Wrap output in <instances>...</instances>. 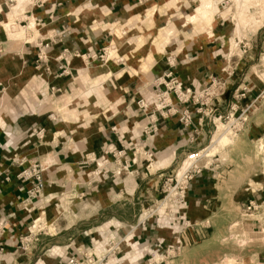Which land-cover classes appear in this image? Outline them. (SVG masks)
<instances>
[{
    "label": "rangeland",
    "instance_id": "rangeland-1",
    "mask_svg": "<svg viewBox=\"0 0 264 264\" xmlns=\"http://www.w3.org/2000/svg\"><path fill=\"white\" fill-rule=\"evenodd\" d=\"M47 1L51 0H27L23 6L16 10L12 18L13 21L11 20L13 25L9 31L5 30L10 49H15L23 41L32 39L31 36H28L29 32L25 30L32 22L26 20L25 14L32 5H41ZM166 1L148 0L146 3L138 4L135 0L130 4L131 12H128L137 14L136 19L133 20L135 22L132 20L127 24L119 22L113 25L110 30L107 28L110 24L107 20L102 22L104 25L107 24V27L102 24L94 26L96 31L93 34L105 35L108 33L111 36L106 35L107 39L103 41L105 44L90 57H92L93 64L102 67L113 61L112 63L118 70H123L129 61L135 67L143 68V70L151 68L156 63H164L166 67L169 65L175 67L176 58L173 55L181 53L183 55L188 49L192 51L195 42L193 37L199 32L209 34L213 18L224 19L226 22H224L223 44L212 51L210 49L208 58L214 62L215 66L217 63L220 65L223 61L224 67L213 70L209 77L225 81V90L223 94L218 91L213 92L215 96L207 100L201 107L192 106L195 110L200 109L197 115L198 120L201 119L200 125H203L204 138H202V142L197 148H189L191 144L187 138L186 142L180 143L179 150L171 148L173 150L172 161L169 168L164 171L167 175L161 177L159 185L156 187V197L154 198L140 196L137 191L131 194L132 187H134L133 178L144 171L141 170L142 165L145 168V166H153V163L156 162L157 155L154 152H138L129 149L125 156V164H123V170H126L125 174L128 177V197L127 200L122 201L118 197L115 198L109 189L116 183L113 182L112 176L115 175L116 178H119L121 174L119 163L116 164V168L112 167L110 175L108 172L105 173L104 158L87 156L83 153V160H80V164L77 166L78 170L55 172L53 169L54 178H52L53 175L49 176L48 184L47 182L46 184L49 187V194H53L54 198L49 203L48 210L42 206V209L40 208L41 210L37 213L32 211L33 216L28 221L30 232L19 238L20 241L26 238L28 242L23 244L18 242L16 248L18 252L27 255L36 249L37 254L30 264H33L40 255L49 259L57 253L55 252L57 251L56 247L63 248L65 245H70L77 235H81L82 241L85 240L88 243L89 239H93L96 245H100L102 254L95 255L97 264H105L103 255H106L105 258L109 257V260L114 262L113 264L119 263V259L128 251L135 252L142 248L140 245L135 247L131 243L136 241L133 236L137 234L131 232L130 237L129 228L123 233L111 229L109 231L110 227H121L116 225L114 220H120L126 223L124 225L130 227L139 226L144 231L149 226L150 229H156L159 233L162 232L169 236V243L176 238L182 241L203 239L205 237L203 230L207 229L203 227V223L207 222L208 227L210 223L208 219L196 220L187 214V197L191 183L197 178H201L204 173L213 177V184L215 185L217 182L216 186L223 194L231 191L232 187L239 189L236 192L239 208L232 209L225 205L224 215L216 217L218 227L223 229V234L219 238L222 243L216 250L230 256H248L256 251L258 255L264 257V0H202V5L207 1L212 4L218 3H216L217 6L215 4L217 11L201 27H194L185 22V18L194 13L195 0H175L173 5L167 4ZM14 7H16L15 0H5L4 5H1L0 22L2 24L0 26L2 28L4 19H9L8 14L13 11ZM151 8H153L151 17H146L145 12ZM5 15H7L6 18ZM181 16L184 17L181 18ZM123 25L125 27L121 28ZM20 30L24 31L21 37L18 39L11 37ZM29 31L35 34L34 28ZM158 37L167 39L166 43L163 42L164 44L158 41L160 48L154 41ZM253 37L254 42L252 41ZM110 40L112 41L110 42ZM210 46H207V49ZM119 51L122 52L121 55ZM194 56L195 54L192 53L189 58ZM34 61L33 67L36 65ZM37 67L39 69L40 64ZM92 79L93 76H85L84 81L76 82L74 87L59 88L58 91H55L57 88H52L46 94H40V92L33 94L32 92V95H35L37 101L48 105L49 114L47 116L52 125L65 123L69 130L77 128L73 134L75 137L82 135V139L88 134H103L105 124L111 117L117 115L109 111L114 103L102 105L98 101L92 106L88 101V106L84 109L87 115L84 117L80 115L77 124H73L71 118H65V110L72 108L78 109V112L83 110L79 105H76L77 97L83 92L90 93L89 90L95 87L91 83ZM95 88H99L98 93L101 99L108 100V102L111 101V98H115L112 95H122L120 89L110 87L107 83H102ZM237 89V93H242L243 98L234 100L232 95ZM149 92L151 94V91ZM225 95L227 96L224 98ZM92 96L93 93L88 95L89 98ZM65 98H68L67 105H63ZM208 98L207 96L205 99ZM136 104L137 101L131 105L137 107ZM119 105L116 104L114 108ZM216 108L219 109L218 113L214 111ZM131 114H133L130 115L131 117L136 116L135 113ZM198 120L196 128L201 127L198 126ZM219 123L226 125V129L218 130ZM192 129L196 131L195 128L192 127ZM245 129H249V133L251 131L254 134L252 138L246 139L243 133ZM227 130L228 133L231 132L229 133L231 139L228 141L224 139L225 143L218 146V149L211 155L204 153L208 146L212 145V141L221 134H225ZM193 136L192 134L191 138ZM93 165L99 168L95 174H92L90 169ZM139 165L141 168H138ZM152 166L151 168H153ZM106 167L108 168V166ZM89 175L96 179V184L88 179ZM56 177H67L69 182H56ZM69 178L76 182L71 183ZM169 179L171 182L167 181ZM78 182L79 184H76ZM62 194H65L64 200H60ZM41 196L42 194L26 205L40 201ZM249 204L253 208L247 211L246 207ZM182 218L185 223L189 224L188 227H183V221L180 220ZM67 228L68 231H66ZM96 228H98L97 231ZM57 229H60L61 232H58L56 238L54 237L52 241L39 243V235H54ZM161 240L163 242L159 243L163 245L165 239ZM126 242H129L133 247H127ZM169 243L167 242L163 248L161 245L159 249L154 250V253L146 248L142 250L143 253H148L150 256H158L156 262L168 261L179 255L181 251L179 249L180 251L172 258L166 256L165 250ZM107 249L111 250L110 255L106 254ZM83 251L91 254L86 246L64 249L63 253H66V258L78 259L79 253ZM2 252L1 248L0 255ZM143 255L141 256L142 264H149L145 261L148 258L144 256L143 259ZM262 261L264 263V260ZM221 264L248 263L243 259L235 261L228 258L224 259Z\"/></svg>",
    "mask_w": 264,
    "mask_h": 264
},
{
    "label": "crops",
    "instance_id": "crops-1",
    "mask_svg": "<svg viewBox=\"0 0 264 264\" xmlns=\"http://www.w3.org/2000/svg\"><path fill=\"white\" fill-rule=\"evenodd\" d=\"M134 1L51 0L41 5H32L26 13L27 15L25 14V18L28 22L29 20L32 23L34 22L35 34L29 31L32 30L29 27L30 23L25 30L29 32H27L28 36H31L32 39L23 41L15 49L9 48L10 43L5 33L4 25L8 22V19H4L3 28L0 26V247L3 251L0 255V264H30L37 254L36 249L33 253L27 255L18 252L16 248L19 238L30 232L28 221L33 216L32 211L37 213L42 209V206H45L44 209L48 210L47 207L54 198L53 194H49L47 185L49 176L53 175L52 178H54L53 169H55V172L59 170L70 172L78 170L77 166L80 164L79 161L83 160V153L87 156L104 158L105 173L108 172L110 175L112 167L116 168V164L119 163L121 174L119 178H116L115 175L112 176L113 182L116 183L111 185L109 189L115 198L118 197L122 201L127 200L128 197V177L125 174L126 170H123V164H125V156H127L129 149L138 152H154L157 155L156 162L153 163V166L149 165L145 168L142 165L141 170L144 171L133 178L134 187H132L131 192L133 194L137 191L140 196L154 198L156 197V187H158L161 177L167 175L164 171L169 168L172 161L173 150L171 148L174 147V149L179 150L180 143L186 142L189 133L182 130L176 117H169L164 120L158 119L156 131L154 133L149 131L144 134L142 129L148 121L145 119L144 113L131 104L134 105L139 99L149 101L151 98L149 92L151 91V80L166 71H170L184 87L194 89L207 85L208 77L211 76L210 72L218 70L219 67H224L223 61L220 65H218L219 63L216 66L213 65L214 62L208 58V55L210 49L212 51V49L222 46L225 37L224 22L226 21L221 17L213 18L209 34L199 32L193 37L195 42L192 51L188 49L185 50L183 55L182 53L176 56L173 55L176 58L175 67L173 65L166 67L164 63H156L151 68L143 70V68L135 67L129 61L123 70H118L112 63L113 61L103 67L93 64L90 56L105 44L103 41L107 39L106 35H109L108 33L105 35L101 33L93 34L96 31L94 26L104 25L102 22L107 20L110 24H108V27L107 24L104 27L110 30L113 25L119 22L124 24L129 23L130 20L135 22L133 20L136 19L137 14L128 13L131 12L130 4ZM4 2L5 0H0V9ZM152 10L153 8L145 13L152 12ZM183 17L181 16V18ZM122 27L124 28L125 25ZM36 38L50 40V47L46 53L44 65L40 64L39 69L33 67L36 54L34 47ZM166 40V38L161 39L158 37L154 41L163 43ZM252 41H255L254 37ZM159 43L158 47L160 48ZM209 45L211 46L207 49ZM192 53L195 56L190 59L189 55ZM119 54L121 55L122 52L119 51ZM59 56L63 61L57 60ZM44 66L47 67V72L43 70ZM85 76H93L91 83L95 87L107 83L110 87L120 89L122 95H112L115 98H111V101L108 102V100L101 99L98 93L99 88L96 89L95 87L89 90L90 93L83 92L79 94L76 105H79L83 110L78 112V109L72 108L64 112L65 118H71L73 124L78 123L80 115L82 117L87 115L84 109L87 108L88 101L91 102L92 106L97 104L98 101L102 105L114 103L109 111L118 115L108 120L104 126L103 134H88L87 137L82 139V135L77 137L74 135L73 131L77 128L69 130L65 123H60V125L49 123L48 105L37 101L32 92L33 94L34 92L46 94L50 88L59 90V88L74 87L76 82L84 81ZM91 93H93V96L89 98L88 95ZM87 97L88 99H86ZM67 104L68 98H65L63 105ZM116 104H120V107L114 108ZM218 110V108L214 109L215 113H218ZM189 111L191 112L193 128L196 129L192 141H188L191 144L189 148H197L202 142V138H204L203 125L196 128L198 115L192 106L189 107ZM131 113H135L136 116L131 117L130 115H133ZM129 120H131L130 124ZM248 130L245 129L243 132L246 139H250L254 135L251 131L249 133ZM117 152H121L122 156H117ZM112 159L115 161L113 162ZM30 163L39 165L43 171V180L45 183L47 182L42 191L41 199L34 203L35 206L34 204H20L24 199L27 184L21 183L15 178V175ZM138 168H141L140 165ZM90 169L93 172L92 174H95L99 168L93 165ZM88 179H91L93 184L97 183L96 179L90 175ZM56 180V182L60 181L61 183L69 182L67 177H58ZM69 180L71 183L76 182L70 178ZM212 180L213 177L204 173L201 178L199 177L191 183L189 196L187 197V214L196 220L208 219L210 223L209 227H204L207 228L203 230L205 237L197 241H186L179 255L168 261H159L160 264H221L224 259L228 258L235 261L243 259L248 264H264L262 261L264 257L258 255L256 251L248 254V256H230L216 250L222 243L219 238L223 234V229L218 227L216 217L224 215L225 205L232 209L239 208L238 195H236L239 189L232 187L231 191L223 194L220 188L216 186L217 182L214 185ZM79 182L82 181L79 180ZM79 182L76 184H79ZM64 195L62 194L60 200L65 199ZM23 206L24 209H22ZM56 215L58 216V213ZM114 222L121 227H112L113 229L110 227L109 231L111 229L123 233L124 230L129 228L128 234H130V237L131 232H136L137 235L133 236L136 241L131 242L135 247L140 245L142 249L146 248L154 253V250L156 251L161 247L162 244L159 243L163 242L161 239H165L162 248L167 242L169 243V236L162 234V232L159 233L156 229H150L149 226L144 231L136 225L132 227L124 225L126 223L120 220H114ZM98 228H96V231ZM68 230L67 228L66 231ZM58 232H61L60 229H57L54 235H39V243L52 241L54 237L56 238ZM80 236L77 235L70 245H65L63 248L56 247L57 251L55 252L57 253L49 259L40 255L33 264H61L66 259V253H63L64 249L75 247L86 246L91 254H102L100 245H96L93 239H89L87 243L85 240L82 241ZM126 246L133 247L129 242H126ZM142 249H137L135 252L128 251V253L122 255L117 264H142L141 256L143 254V259L144 256L148 258L145 260L146 263H155L158 256L143 253ZM103 256L101 257L105 264L114 263L109 260V257L105 258L106 255Z\"/></svg>",
    "mask_w": 264,
    "mask_h": 264
},
{
    "label": "built area",
    "instance_id": "built-area-1",
    "mask_svg": "<svg viewBox=\"0 0 264 264\" xmlns=\"http://www.w3.org/2000/svg\"><path fill=\"white\" fill-rule=\"evenodd\" d=\"M148 0H137L138 4L146 3ZM34 47L36 49L34 66L35 69H38L37 65H44L46 59V53L50 47V40H45L42 38H36ZM58 61H63L59 56ZM65 62V61H64ZM43 70L47 72V67L44 66ZM226 82L223 80H216L211 77L208 78V83L201 90L199 88H188L184 87L182 83L175 77L170 71H166L155 79L152 80L150 84L151 88V98L149 101L143 99L137 100L138 109L144 113L145 119L148 121L147 124L143 127L142 132L148 133L151 131L154 133L157 128L158 119L164 120L169 117H176L179 126L182 130L189 133V141H192L191 135L195 134V130L192 129L193 123L191 119V112L189 111L190 106L197 105L201 107L207 100L213 98V92L218 91L223 94L225 90ZM52 89V88H50ZM55 91H58L56 89ZM238 89L233 92L232 98L234 100H239L243 98V94L237 93ZM208 99H205L206 97ZM200 109L195 110L198 114ZM201 119L198 120V126L200 125ZM117 156H122L121 152H117ZM42 169L36 163H30L28 166L21 170L15 175L16 180L21 183L27 184V189L24 192V199L20 204H28L31 201L37 199L42 194V191L45 187V181L42 176ZM199 171L197 170V173ZM5 180H7L5 178ZM171 182V180H167ZM250 208H253L250 204L246 207L248 211ZM24 209V206L22 207ZM183 221V227H188V223ZM203 227L207 226V222L203 223ZM27 243V239L23 238L22 241L19 240V243ZM186 241H182L178 238L174 239L171 243L166 246V256L172 258L176 256ZM110 249H107L106 254L110 255ZM1 253V247H0ZM80 257H67L65 261L61 264H97L98 261L94 254H89L85 251L80 252ZM102 260V259H101ZM159 262L155 261V264Z\"/></svg>",
    "mask_w": 264,
    "mask_h": 264
},
{
    "label": "bare ground",
    "instance_id": "bare-ground-1",
    "mask_svg": "<svg viewBox=\"0 0 264 264\" xmlns=\"http://www.w3.org/2000/svg\"><path fill=\"white\" fill-rule=\"evenodd\" d=\"M15 1H16V7L13 8V11L11 10L12 12L9 14L8 22H6L4 25L6 31H9L11 26L13 25L11 20L14 16V13L16 12V10L18 8H20L27 0H15ZM201 1L202 0H195L196 6L194 7V13L191 16H188L185 18V22L188 24H191L194 27H201L204 23L208 22L210 17L215 13V11H217V8H216L217 4L216 3H218V2L215 1L216 3L212 4V3H209L207 1L206 4L202 5ZM166 3L173 5V4H175V0H167ZM215 4H216V6H215ZM151 13L152 12H147L146 17L151 16ZM33 23L30 24V26H29L30 29H33ZM22 30H24V29H22ZM22 30H20L16 34L14 33V35H11V37H15V39H18L19 37H21V35L24 32V31L22 32ZM225 126L223 124L219 123L217 129L218 130L226 129ZM229 133H231V132H229ZM229 133L227 130V132L225 134H221L220 136L215 138L212 141V145L210 147L208 146V148L204 151V153H209V155L214 153L218 149V146H222L225 143L223 141L224 139H226L227 141L231 139V137H229V136H231ZM158 210H159V208L157 209V211Z\"/></svg>",
    "mask_w": 264,
    "mask_h": 264
}]
</instances>
